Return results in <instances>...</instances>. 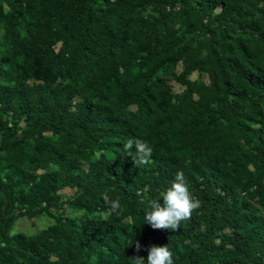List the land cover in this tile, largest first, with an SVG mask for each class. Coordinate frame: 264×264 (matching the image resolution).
I'll use <instances>...</instances> for the list:
<instances>
[{
  "label": "trees",
  "instance_id": "1",
  "mask_svg": "<svg viewBox=\"0 0 264 264\" xmlns=\"http://www.w3.org/2000/svg\"><path fill=\"white\" fill-rule=\"evenodd\" d=\"M177 170L200 207L153 229ZM152 244L264 264V0H0V264H134Z\"/></svg>",
  "mask_w": 264,
  "mask_h": 264
},
{
  "label": "clouds",
  "instance_id": "2",
  "mask_svg": "<svg viewBox=\"0 0 264 264\" xmlns=\"http://www.w3.org/2000/svg\"><path fill=\"white\" fill-rule=\"evenodd\" d=\"M123 152L130 156L135 166L147 165L153 153L152 147L140 138H129L123 144ZM162 199V203L159 202ZM145 203V201H141ZM107 214L119 215L122 206L118 199L106 201ZM144 220L157 230L177 231L182 221L191 219L193 211L200 207V201L190 191V184L182 170H177L170 186L160 193L159 198L147 199ZM136 252L140 251L139 241L130 240L127 245H133ZM147 256L130 257L134 264H174L173 253L168 245H149Z\"/></svg>",
  "mask_w": 264,
  "mask_h": 264
},
{
  "label": "rangeland",
  "instance_id": "3",
  "mask_svg": "<svg viewBox=\"0 0 264 264\" xmlns=\"http://www.w3.org/2000/svg\"><path fill=\"white\" fill-rule=\"evenodd\" d=\"M197 74L194 73L191 78H196ZM173 85V89L175 91L180 90V85L172 82ZM62 198L65 199L66 197H68L69 195H71L73 193V190L70 188H65L59 191ZM63 214H68L70 211L69 209L64 206L61 209ZM56 213V211L54 209H50L49 212L45 215H40V216H36V217H32V218H19L16 222L15 225L13 227V232H25L28 234H33L35 232H37L39 229L45 228L48 225L52 224L54 222V218L53 215Z\"/></svg>",
  "mask_w": 264,
  "mask_h": 264
}]
</instances>
